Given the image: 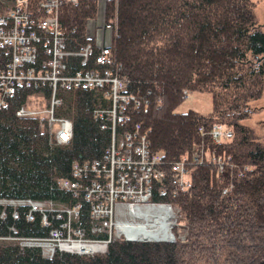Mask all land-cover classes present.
Listing matches in <instances>:
<instances>
[{
    "label": "trees",
    "instance_id": "trees-1",
    "mask_svg": "<svg viewBox=\"0 0 264 264\" xmlns=\"http://www.w3.org/2000/svg\"><path fill=\"white\" fill-rule=\"evenodd\" d=\"M26 1L31 10L40 2ZM12 3L0 0V11ZM253 6L250 0H105L104 21L113 30L112 69L141 101L138 107L126 104L127 120L118 129L140 124L150 150L161 154L166 176L155 185L150 201L178 208L187 227L184 240L114 239L103 254L45 258L39 248L20 247L5 238L45 237L49 228L41 225L39 215L32 222L12 219V209L6 207L5 218H0V264H264V147L239 123L247 114L246 102L260 96L264 81V33L255 26ZM96 7L94 0L60 6L57 19L68 50L86 44L84 25ZM37 46V60L43 61L46 56ZM78 59L69 58L70 70L94 66L92 56L84 67ZM31 90L17 89L0 110V199L72 206L77 200L57 181L70 178L72 162L98 159L107 147L110 133L93 117L101 94L57 91L62 103L54 114L72 125L70 141L58 145L46 121L14 115ZM184 91L210 92L211 113L176 112ZM213 121L234 131L233 140L216 146L204 138L215 156L232 162L221 183L213 163H199L192 156L203 140L198 129H209ZM184 155L190 185L178 190L169 180L168 165ZM246 165L250 168L237 178ZM160 185L162 195L156 191ZM79 202L80 222L89 237L87 206Z\"/></svg>",
    "mask_w": 264,
    "mask_h": 264
},
{
    "label": "built area",
    "instance_id": "built-area-1",
    "mask_svg": "<svg viewBox=\"0 0 264 264\" xmlns=\"http://www.w3.org/2000/svg\"><path fill=\"white\" fill-rule=\"evenodd\" d=\"M20 1V0H16ZM71 2H75L72 1ZM62 0L40 1L34 10H29L27 1L19 2L6 14L0 15V110L5 106L7 99L19 88L39 90L41 98L45 99L48 110L43 116H37L39 112L26 113L25 105L15 109L17 118L38 119L46 121L49 134L56 144H66L72 137L71 121L65 117H57L54 111L62 103L57 96L59 89L64 91H99L102 106L93 109V117L101 120V129L108 130L110 139L103 154L98 159L72 162L70 178H62L64 191L70 193L77 201L72 206L64 208H46L45 203L31 199H0V218H5L3 209L10 207L12 219L23 217L26 222L35 220L36 215L40 217V223L48 227V235L37 238H22L20 247H36L42 251L46 258H52L56 253H67L76 255L93 256L103 254L108 244L114 240L111 230L113 225L110 220L113 215L112 207L102 211V200L114 197L122 203L130 201L134 203L150 202L155 185L161 183L166 176L163 168L161 154L149 151V143L146 134L141 131L140 124H134L130 130H119L127 120L125 106L132 103L135 107L140 105V100L127 91L124 79L114 71V59L111 55L112 26L104 21V6L98 5V15L85 22L84 39L85 45L77 50L67 49L65 36L57 19L58 9ZM37 44L44 50L48 59L37 60ZM93 57V67L86 69L70 70V57L79 58V65L84 67L89 58ZM52 69V73L49 72ZM50 74L52 78H49ZM56 74V77L54 76ZM60 76V81L57 77ZM57 80H56V79ZM57 89V90H56ZM146 103V102H145ZM212 131L214 142H223V135L230 136L229 132L223 131L220 126ZM201 131V127L198 129ZM193 153V159L197 162L203 161L202 147ZM208 149V148H207ZM205 153L204 150H202ZM209 158L220 159L215 156L214 151H208ZM200 155V156H199ZM187 157L183 156L178 161L169 164L168 172L184 189L189 187L190 177L186 166ZM217 173L222 176L223 162L215 165ZM181 179V181H180ZM58 183V182H57ZM128 190L127 195L120 192V188ZM159 195L164 194L165 188L161 185L156 189ZM86 203L88 212V230L91 236H86L85 228L80 222V202ZM49 205H53L49 202ZM125 208H133L135 214L140 208L138 205L121 204ZM40 206L43 208L41 209ZM155 206L169 216L168 205L156 204ZM74 214V220L68 219V213ZM140 213V212H137ZM68 214V215H67ZM154 219L153 229L160 228V218ZM50 219L58 221L57 226L51 224ZM75 223V224H74ZM168 234L170 223L168 222ZM74 224V226H73ZM122 225H136L134 222L117 223L116 234L125 241H148L163 242V239H145L143 237H131L125 233ZM130 225V226H129ZM75 230L83 239L90 241L81 244L76 239L66 242L61 240L69 236L76 238L71 232ZM12 231L14 229L12 228ZM107 233V234H106ZM102 235V237H101ZM171 236V234H169ZM166 240V239H165ZM60 242L57 244L47 242ZM172 242V240H170ZM29 242H34L30 245ZM47 249L45 250L44 247Z\"/></svg>",
    "mask_w": 264,
    "mask_h": 264
},
{
    "label": "rangeland",
    "instance_id": "rangeland-1",
    "mask_svg": "<svg viewBox=\"0 0 264 264\" xmlns=\"http://www.w3.org/2000/svg\"><path fill=\"white\" fill-rule=\"evenodd\" d=\"M24 0H20V1H16L13 0L12 5L6 7L5 9H3L2 11H0V15L1 14H6L8 12L9 9H13V7H15L19 2H22ZM43 1V0H40ZM72 1H76V0H72ZM96 2V13L94 17H91L89 19L95 18L96 15H98V5L102 4L105 7V0H94ZM253 3V13H254V17L256 20V24L255 26L258 27L263 33H264V26L261 25L264 23V0H250ZM39 3V2H38ZM64 3H71L74 4L75 2H71V0H62V5H64ZM27 6H28V2H27ZM29 8V7H28ZM36 8V7H35ZM31 10V9H29ZM59 10V9H58ZM57 18H58V13H57ZM88 20V19H87ZM86 20V21H87ZM260 25V26H258ZM84 29H85V25H84ZM112 37H113V30H112ZM44 51V50H43ZM46 56V55H45ZM46 59L47 56H46ZM52 73V69H50V71ZM54 76L56 77V74H54ZM49 78H52V75L50 74ZM56 79V78H55ZM57 79H59L60 81L62 80V78L60 76L57 77ZM56 79V80H57ZM57 90V89H56ZM32 93H30L29 95L26 96L25 101L22 103V105L26 104L25 106V110L27 111L26 113L32 114L34 112H39L37 114V116H43V113L45 110H48L47 104L45 102V99L41 98V94L39 93V90H31ZM211 93L210 92H189V91H184L183 92V101L182 103L176 108V112H185L187 110H193L201 115H208L209 113H211L212 111V105H211ZM22 105H20L22 107ZM247 105V114L245 115V118L240 120L239 123L243 126L248 127L249 129H251L252 134L255 138V141L259 142L261 145H263L264 147V81L262 83V91L260 96L257 99H250L246 102ZM102 106V100L99 101V103L95 106V108H98ZM34 111V112H32ZM230 115V114H229ZM216 117V116H215ZM229 121V119H224V121ZM216 126H220L222 128L223 131H227L229 132L230 136L227 137L226 135H223L222 138H220L221 141L223 142H214V140L211 142V144H214V146L220 144V143H228L231 140H233L234 138V131L232 129V127L225 125L223 122H218V121H213L209 127V129H205L203 126L201 128V131H198L200 133V137L203 138V140L200 143V146L203 148V146H205V153H203V151L201 150V154H203V159L205 162L207 163H213V165H217L218 162H223L225 164V166H223V174L222 176H220L217 173V168H216V178H218V180L220 178H223V176H225V174L227 173V169H232L233 165L231 161H227L228 157L222 158L219 157L220 159H213V161H211V158H209V154L208 151L211 152L212 149L211 147L209 148L208 142L209 140H211V138L213 137L212 131L214 129H216ZM208 137V142L207 144L204 142V138ZM214 138V137H213ZM212 138V139H213ZM208 147V149H207ZM199 148H197L198 150ZM149 151L152 152L149 148ZM152 153H158V152H152ZM185 156V155H184ZM200 156V155H199ZM183 157V156H182ZM187 157V156H186ZM181 159V157H180ZM178 161V160H177ZM176 162V161H175ZM174 163V162H173ZM200 163V162H199ZM172 164V163H170ZM250 168L248 165L243 166V168L241 169L242 171H237L236 172V177L240 178L243 174L244 171H247V169ZM191 169H188V174L190 173ZM190 177V175H189ZM62 179H59L57 182V185L61 188L62 184L61 182H59ZM169 180L170 182L179 190L180 188L182 189L183 187L180 186V184H178V182L172 178V175H169ZM181 181V179H180ZM221 180H219V183ZM190 185V184H189ZM161 186V185H160ZM230 188L229 185L224 186L223 187V193L227 192V190ZM120 192H123L124 194L127 195L128 190L126 188H120ZM118 199L111 197V198H104L101 202L102 204V211L103 212L107 207H109L106 211H108L111 207L113 209V215L112 218L110 220V222L113 224L111 225V228L107 227V232L109 233V230H111V234H112V238L115 239L117 236L116 232V227H117V223H121V222H134L137 225H139L140 223L144 222V219H142V217H133L134 214V209L133 208H125L123 207V205L121 204H133V205H138L140 208L137 210V212H140V215H147L146 218L148 217L149 222H152L153 219L155 218V215L162 216L164 213L162 211H160V209H158L155 206V202L154 201H150L147 203H134L132 201L128 202V203H122L121 201H117ZM35 201V200H33ZM39 202H41L42 204L45 203V207L48 208H64L62 203H58L56 201H49V200H37ZM36 202V201H35ZM49 202H51L53 205H49ZM156 204H162V205H168L170 207V212H168L169 216H168V222L170 223V227H169V234H171L169 239H163L160 241L163 242H171L170 240L175 241H183L186 234H187V227L185 225V220H184V216L182 215V213L178 210V208H176L175 206H172L169 203H165V202H156ZM40 208L42 209L43 207L40 206ZM105 212V211H104ZM69 214V215H68ZM67 215L69 216L68 219L70 220H74L75 216L72 213V211L70 213H68ZM12 228H10L11 230ZM74 235H78V232H76L75 230H73V232H71ZM107 234V233H106ZM123 239V236H120ZM24 237L21 238H16V237H6V240L9 241H13L16 242L18 245H20V243H22L23 241L21 240ZM72 239H76L79 243L81 244H85V243H89L90 241H86L83 239L82 235H78L76 236V238H73V236H69L67 238H63L61 240H66V242H70V240ZM73 241V240H72ZM131 242V241H129ZM133 242V241H132ZM141 242V241H139ZM149 242H153L152 240H149ZM30 245H32V243L34 244V242H29ZM49 243L51 244H57L60 242H56V241H52V242H47L46 246L48 247ZM44 247V249L46 250L47 247L42 245ZM41 251V250H40ZM44 252V250H42ZM41 251V252H42ZM43 256V255H42ZM44 257V256H43ZM46 258V257H45Z\"/></svg>",
    "mask_w": 264,
    "mask_h": 264
},
{
    "label": "bare ground",
    "instance_id": "bare-ground-1",
    "mask_svg": "<svg viewBox=\"0 0 264 264\" xmlns=\"http://www.w3.org/2000/svg\"><path fill=\"white\" fill-rule=\"evenodd\" d=\"M166 211V210H165ZM164 211V214L160 218V228L159 229H153L152 224H155L156 221L154 219H158V216L155 215V218L152 222H149L147 215H140V213H135L133 217L137 216L142 217L144 219L143 223H140L139 225H132L130 227L122 225V228L125 233H127L131 237H143L145 239H169L170 236L168 234V223H167V217L166 212Z\"/></svg>",
    "mask_w": 264,
    "mask_h": 264
},
{
    "label": "flooded vegetation",
    "instance_id": "flooded-vegetation-1",
    "mask_svg": "<svg viewBox=\"0 0 264 264\" xmlns=\"http://www.w3.org/2000/svg\"><path fill=\"white\" fill-rule=\"evenodd\" d=\"M261 25H263L264 26V23L263 24H261ZM264 28V27H263Z\"/></svg>",
    "mask_w": 264,
    "mask_h": 264
},
{
    "label": "water",
    "instance_id": "water-1",
    "mask_svg": "<svg viewBox=\"0 0 264 264\" xmlns=\"http://www.w3.org/2000/svg\"><path fill=\"white\" fill-rule=\"evenodd\" d=\"M258 26H260V25H258Z\"/></svg>",
    "mask_w": 264,
    "mask_h": 264
}]
</instances>
